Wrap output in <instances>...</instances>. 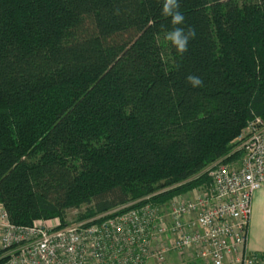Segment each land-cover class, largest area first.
Listing matches in <instances>:
<instances>
[{
	"label": "trees",
	"instance_id": "trees-1",
	"mask_svg": "<svg viewBox=\"0 0 264 264\" xmlns=\"http://www.w3.org/2000/svg\"><path fill=\"white\" fill-rule=\"evenodd\" d=\"M254 1L179 0L176 27L196 36L183 54L169 41L164 57L158 36L174 26L163 0H0L10 221L65 223L80 205L76 220L92 218L184 182L171 196L230 153L250 119L264 121V9Z\"/></svg>",
	"mask_w": 264,
	"mask_h": 264
},
{
	"label": "built area",
	"instance_id": "built-area-1",
	"mask_svg": "<svg viewBox=\"0 0 264 264\" xmlns=\"http://www.w3.org/2000/svg\"><path fill=\"white\" fill-rule=\"evenodd\" d=\"M233 149L237 165L215 160L210 182L172 200L153 197L183 182L92 218L30 225L14 224L0 204V264H264V252L247 249L253 196L264 186L260 117L248 121Z\"/></svg>",
	"mask_w": 264,
	"mask_h": 264
},
{
	"label": "rangeland",
	"instance_id": "rangeland-1",
	"mask_svg": "<svg viewBox=\"0 0 264 264\" xmlns=\"http://www.w3.org/2000/svg\"><path fill=\"white\" fill-rule=\"evenodd\" d=\"M256 1V0H255ZM254 1V2H255ZM261 6L262 8L264 9V0H261ZM166 35L167 33H162V34H159L158 36V40L160 41V44H161V47H162V53H163V56L164 57H168L169 56V41L166 40ZM36 153L33 154L31 157L32 160H36ZM240 158H241V154L239 152H236L234 149H233V152H231L230 154H225L224 156H222V158H219L217 159L219 163H224V164H230V165H237L240 161ZM75 162L76 159H74ZM68 164L70 163L72 166H73V162L72 161H69L67 160ZM215 162L209 164L208 166H210L209 169L205 170L204 172H198L196 174H194L193 176L189 177L187 180H186V183L188 182H193L192 184H185L183 185L182 187H180L178 191L174 192L171 196H164L165 192L164 193H161V195H163V198H165L166 200H172V199H175L177 198L178 196L182 195V194H185L187 195L188 192L190 190H193V188H203L204 184H207L208 182H210V176L209 175V171L214 167ZM218 163L215 164V166L217 165ZM207 166V167H208ZM184 183V182H183ZM189 187H188V186ZM191 185V186H190ZM168 185L164 186V187H159L158 190L162 189V188H165L167 187ZM170 186V185H169ZM182 188H185L184 190H182ZM86 206L84 205H80L79 208H72V209H69L66 211V214H65V223L66 222H72L73 220H76L77 216L86 211ZM176 258H174L175 260ZM203 264V263H202Z\"/></svg>",
	"mask_w": 264,
	"mask_h": 264
},
{
	"label": "clouds",
	"instance_id": "clouds-1",
	"mask_svg": "<svg viewBox=\"0 0 264 264\" xmlns=\"http://www.w3.org/2000/svg\"><path fill=\"white\" fill-rule=\"evenodd\" d=\"M180 9L179 0H163L162 3V15L165 17H171V23L174 26L173 29L167 32L166 40L170 41L175 46L176 50L183 54L188 50V43L190 39H194L196 36L195 29L188 28L185 30L182 27H176L184 23L185 16ZM186 80L193 86L199 87L202 85V81L199 77L189 74Z\"/></svg>",
	"mask_w": 264,
	"mask_h": 264
},
{
	"label": "crops",
	"instance_id": "crops-1",
	"mask_svg": "<svg viewBox=\"0 0 264 264\" xmlns=\"http://www.w3.org/2000/svg\"><path fill=\"white\" fill-rule=\"evenodd\" d=\"M247 249L264 252V186L253 196Z\"/></svg>",
	"mask_w": 264,
	"mask_h": 264
}]
</instances>
